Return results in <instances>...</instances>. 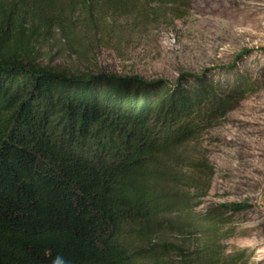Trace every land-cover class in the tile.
I'll use <instances>...</instances> for the list:
<instances>
[{
	"label": "trees",
	"instance_id": "trees-1",
	"mask_svg": "<svg viewBox=\"0 0 264 264\" xmlns=\"http://www.w3.org/2000/svg\"><path fill=\"white\" fill-rule=\"evenodd\" d=\"M55 1L0 0V264L57 255L67 264H238L215 240L217 221L245 207L195 218L183 149L253 81L181 74L168 84L41 66L34 12ZM187 234L204 240L189 251Z\"/></svg>",
	"mask_w": 264,
	"mask_h": 264
},
{
	"label": "rangeland",
	"instance_id": "rangeland-1",
	"mask_svg": "<svg viewBox=\"0 0 264 264\" xmlns=\"http://www.w3.org/2000/svg\"><path fill=\"white\" fill-rule=\"evenodd\" d=\"M33 25L36 62L69 74L253 81L233 111L183 149L205 171L182 169L192 179L186 189L198 190L195 218L245 207L220 211L221 250L238 252V264H264V0H60L35 10ZM186 236L189 251L204 240Z\"/></svg>",
	"mask_w": 264,
	"mask_h": 264
},
{
	"label": "clouds",
	"instance_id": "clouds-1",
	"mask_svg": "<svg viewBox=\"0 0 264 264\" xmlns=\"http://www.w3.org/2000/svg\"><path fill=\"white\" fill-rule=\"evenodd\" d=\"M52 264H67V262H66V260L62 256L57 255L53 259Z\"/></svg>",
	"mask_w": 264,
	"mask_h": 264
}]
</instances>
